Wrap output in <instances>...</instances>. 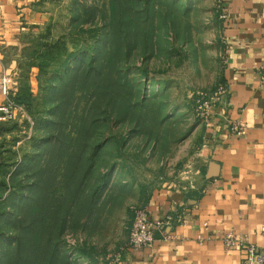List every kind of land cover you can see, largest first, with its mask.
Returning <instances> with one entry per match:
<instances>
[{
  "label": "rangeland",
  "instance_id": "rangeland-1",
  "mask_svg": "<svg viewBox=\"0 0 264 264\" xmlns=\"http://www.w3.org/2000/svg\"><path fill=\"white\" fill-rule=\"evenodd\" d=\"M223 4L35 0L42 19L0 36V101L27 99L0 123V264L128 248L134 211L197 167L196 100L225 83Z\"/></svg>",
  "mask_w": 264,
  "mask_h": 264
},
{
  "label": "crops",
  "instance_id": "crops-1",
  "mask_svg": "<svg viewBox=\"0 0 264 264\" xmlns=\"http://www.w3.org/2000/svg\"><path fill=\"white\" fill-rule=\"evenodd\" d=\"M223 1L228 92L203 126L194 157L202 175L195 190L178 179L153 190L144 206L150 219L176 213L182 219L151 247L128 248L119 264H241L243 250L225 245L229 233L264 249V0ZM34 2L0 0V36L16 38L21 17L41 20ZM235 121L246 126V135L231 134Z\"/></svg>",
  "mask_w": 264,
  "mask_h": 264
},
{
  "label": "built area",
  "instance_id": "built-area-1",
  "mask_svg": "<svg viewBox=\"0 0 264 264\" xmlns=\"http://www.w3.org/2000/svg\"><path fill=\"white\" fill-rule=\"evenodd\" d=\"M221 7V18L225 21L227 19V14L224 4ZM261 73L264 77V65L261 67ZM9 91L7 83L4 81L0 83V94L7 96ZM227 92L226 85L221 84L210 94L198 97L196 100V116L202 120L203 123L208 124L212 118L214 108L224 103ZM17 111L18 108L14 103L7 99L0 104V122L14 120ZM230 131L232 135L242 137L246 135L247 130L243 123L235 121L232 122ZM201 175L202 172L199 168H193V165L188 166V170L180 174L179 181L183 183L180 184L185 190H195ZM181 219L182 215L176 213L175 215H166L162 218L151 220L146 208L136 209L133 214L132 225L129 232L128 248L132 250H142L151 247L155 243L157 236L169 237V232L181 221ZM262 232H264V226L262 227ZM224 240L228 248L239 246L243 250L244 257L241 264H264L263 248H259L246 240L238 238L233 233L227 234ZM125 251L114 254L108 264L121 263L124 259Z\"/></svg>",
  "mask_w": 264,
  "mask_h": 264
},
{
  "label": "trees",
  "instance_id": "trees-1",
  "mask_svg": "<svg viewBox=\"0 0 264 264\" xmlns=\"http://www.w3.org/2000/svg\"><path fill=\"white\" fill-rule=\"evenodd\" d=\"M12 101V100H11ZM13 102V101H12ZM27 102L26 97L19 96L16 100H14V103L17 105H23ZM1 123V122H0Z\"/></svg>",
  "mask_w": 264,
  "mask_h": 264
}]
</instances>
